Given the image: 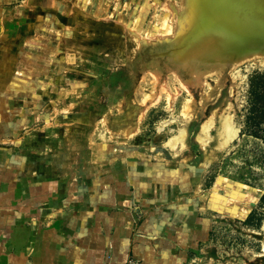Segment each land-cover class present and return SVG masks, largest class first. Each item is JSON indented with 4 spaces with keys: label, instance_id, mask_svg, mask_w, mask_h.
I'll list each match as a JSON object with an SVG mask.
<instances>
[{
    "label": "rangeland",
    "instance_id": "1",
    "mask_svg": "<svg viewBox=\"0 0 264 264\" xmlns=\"http://www.w3.org/2000/svg\"><path fill=\"white\" fill-rule=\"evenodd\" d=\"M55 2L19 60L25 126L0 135L13 221L77 232L129 194L182 241L181 264H264L263 34L198 29L193 0Z\"/></svg>",
    "mask_w": 264,
    "mask_h": 264
},
{
    "label": "crops",
    "instance_id": "2",
    "mask_svg": "<svg viewBox=\"0 0 264 264\" xmlns=\"http://www.w3.org/2000/svg\"><path fill=\"white\" fill-rule=\"evenodd\" d=\"M54 1L0 0V135H7L11 128L25 126L11 102L15 96L18 100L26 94L25 79L32 77L24 74L22 84L17 82L23 72L19 60L24 55L29 57L30 48L40 46L32 36L40 30L41 20L52 13ZM7 53L13 55L10 67L2 60ZM20 182L16 185L15 200L25 190ZM5 191L8 189L0 193ZM113 197L107 202L97 200L89 222L85 221L89 216H84L77 232L51 227L58 219L54 224L51 220L48 229L39 228L36 217L25 219L24 213L18 210L14 222V215L8 210L14 200L0 202V264H125L130 257L142 264H181L177 257L184 256L182 241L179 243L176 235L166 240L160 237L161 222L151 224L144 216V207L137 205L144 201L135 200L129 194ZM141 213L143 216L135 222Z\"/></svg>",
    "mask_w": 264,
    "mask_h": 264
},
{
    "label": "bare ground",
    "instance_id": "3",
    "mask_svg": "<svg viewBox=\"0 0 264 264\" xmlns=\"http://www.w3.org/2000/svg\"><path fill=\"white\" fill-rule=\"evenodd\" d=\"M191 6L196 9L194 22L198 29H204L206 25L224 26L228 38L232 36L233 25L240 29L256 26L259 34L264 36V0H193ZM243 10H247L244 15L241 14Z\"/></svg>",
    "mask_w": 264,
    "mask_h": 264
},
{
    "label": "built area",
    "instance_id": "4",
    "mask_svg": "<svg viewBox=\"0 0 264 264\" xmlns=\"http://www.w3.org/2000/svg\"><path fill=\"white\" fill-rule=\"evenodd\" d=\"M125 264H140V262L137 259L130 257L127 259Z\"/></svg>",
    "mask_w": 264,
    "mask_h": 264
},
{
    "label": "trees",
    "instance_id": "5",
    "mask_svg": "<svg viewBox=\"0 0 264 264\" xmlns=\"http://www.w3.org/2000/svg\"><path fill=\"white\" fill-rule=\"evenodd\" d=\"M259 77H260V78H264V75H261V74L257 75V78H259ZM259 84H260V83H257V82H256V85H255V84H254V85L252 84V87H253V88H256V89H257V88H260V87H258ZM261 86H262V88L264 89V83H262Z\"/></svg>",
    "mask_w": 264,
    "mask_h": 264
}]
</instances>
